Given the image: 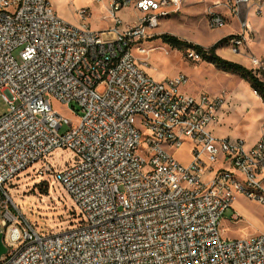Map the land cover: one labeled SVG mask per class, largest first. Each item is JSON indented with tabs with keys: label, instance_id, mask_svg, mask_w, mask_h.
<instances>
[{
	"label": "built area",
	"instance_id": "obj_1",
	"mask_svg": "<svg viewBox=\"0 0 264 264\" xmlns=\"http://www.w3.org/2000/svg\"><path fill=\"white\" fill-rule=\"evenodd\" d=\"M94 1L106 4L107 30L90 29L88 9L79 29L51 0H0V264H264V234L226 240L220 230L238 197L264 206V133L249 147L215 138L226 91L185 94L186 75L156 81L133 54L182 0ZM250 1L224 3L238 16ZM129 8L140 17L124 29L119 13ZM225 24L210 14L209 29ZM249 39L244 23L227 45L242 55ZM52 101L72 106L75 123ZM188 142L183 165L170 152ZM60 149L75 158L53 166ZM37 163L35 175L63 188L81 224L41 234L10 202V185Z\"/></svg>",
	"mask_w": 264,
	"mask_h": 264
},
{
	"label": "rangeland",
	"instance_id": "obj_2",
	"mask_svg": "<svg viewBox=\"0 0 264 264\" xmlns=\"http://www.w3.org/2000/svg\"><path fill=\"white\" fill-rule=\"evenodd\" d=\"M226 0H182L179 11L168 19L161 22L150 35V38L142 44L147 55L133 51L139 64L144 68L147 75L156 81L172 78L179 73L187 76L188 82L182 87V91L189 95L199 93L202 90L209 94H220L227 89V101L219 112L221 123L212 132L217 139L222 136H231L234 140L240 139L247 144L254 142L259 134L264 133V104L261 98L251 88L250 84L240 76L216 72L206 68H197L202 62L188 57V52L173 50L167 44L156 38L168 34L205 49H209L223 39H228L241 32V24L247 23L250 39L247 44L248 51L242 55L231 53L227 44H222L217 50L232 57L238 63L249 70H253L256 76L264 81V0H251V5L242 7L238 16L232 15L225 6ZM53 9L60 19L69 25L82 28L83 21L78 16V11L88 9L91 13L87 25L92 31H104L112 25L108 19L106 4L96 3L94 0H51ZM221 13L226 18L224 27L211 30L208 27V18L211 13ZM124 22L122 28L132 24L140 15L132 9H124L119 13ZM251 57L261 60V67L254 68ZM233 62V61H232ZM53 109L72 123L76 121L77 112H73L72 106H65L59 101H52ZM6 110L0 95V114ZM77 111V108H74ZM143 135H148L143 129ZM188 144H190L188 142ZM182 146L175 153V159L179 163L191 161V145ZM143 149L148 148L144 143ZM74 154L65 149L55 151L48 162L53 165H63L74 160ZM40 164H34L29 169L20 172L19 179L13 182L9 189L8 197L17 208L18 212L27 219L41 234H55L76 227L80 218L75 212L73 203L70 201L62 187L55 181L43 183L41 177L35 175ZM48 179L49 177H45ZM235 213L239 219L232 220ZM221 235L226 240H241L250 236L264 234V206L258 202L238 197L234 209L228 210L220 222Z\"/></svg>",
	"mask_w": 264,
	"mask_h": 264
},
{
	"label": "trees",
	"instance_id": "obj_3",
	"mask_svg": "<svg viewBox=\"0 0 264 264\" xmlns=\"http://www.w3.org/2000/svg\"><path fill=\"white\" fill-rule=\"evenodd\" d=\"M230 38H232V36L229 37L228 39H223L222 41L216 43L215 45H213L209 49H205L199 45H195V44H192V43H189L186 41H182L179 38H177L176 36L168 35V34L161 35V36L157 37L156 39L161 40L162 43L167 44L173 50H176L179 52H188V53L194 52L195 54H197L199 56V58L202 62L212 64L219 71H222L224 73H229L232 75L240 76L242 79H244L246 82H248L250 84L251 88L261 98V100L264 104V81L260 80L256 76V74L254 73L253 70H249L246 67H244L238 63L229 61V60H227V59H225V58H223L217 54V50L220 48V46L222 44H228V41ZM18 179H16V180H18ZM41 181H43V183H45V184L47 182L51 183L49 180L41 179ZM12 184L10 185V188L12 187ZM68 198H69V196H68ZM70 201L72 202L71 199H70ZM73 206H74V204H73ZM74 208H75V212H71L70 215L75 216V214L77 213L78 217L80 218L79 224H81L83 222V218L80 215V213L77 211L75 206H74Z\"/></svg>",
	"mask_w": 264,
	"mask_h": 264
},
{
	"label": "crops",
	"instance_id": "obj_4",
	"mask_svg": "<svg viewBox=\"0 0 264 264\" xmlns=\"http://www.w3.org/2000/svg\"><path fill=\"white\" fill-rule=\"evenodd\" d=\"M251 5V1H250V3H249V5H244V6H242V7H247V6H250ZM106 11H107V7H106ZM112 25H110V26H108L107 28H110ZM264 55V52H259V55ZM219 55V54H218ZM219 56H221V57H223V58H225V59H227V60H229V61H235V60H233V58L232 57H229V56H225V55H223L221 52H220V55ZM199 67H197L198 69L199 68H206V69H210V70H215L216 72H219V70H217L212 64H209V63H206V62H201L199 65H198ZM180 74V73H179ZM181 74H183V73H181ZM178 75V74H177ZM176 75V76H177ZM175 77V76H174ZM182 91V90H181ZM223 91H228L227 89H224ZM183 92V91H182ZM202 92H204V93H207L206 91H204V90H202L201 92H199V93H194V94H190L191 96H197L198 94H200V93H202ZM184 93V92H183ZM186 94V93H185ZM209 94V93H208ZM188 95H189V93H188ZM212 95V94H211ZM215 95H218V94H215ZM216 128V127H215ZM215 128H213L212 129V131L214 132L215 131ZM260 135L261 134H259V136H258V138L254 141V142H252L251 144H249V146H253L257 141H258V139H259V137H260ZM220 138H230V139H233V137H231V136H229V135H227V136H222V137H220ZM186 144H188V143H185L184 145H186ZM183 145V146H184ZM189 146H190V144H188ZM178 151V150H177ZM176 151V152H177ZM174 156H175V153L173 154ZM191 161H188V162H185V163H182L183 165H188L189 163H190ZM237 204V199L235 200V202H234V204H233V209H234V205H236ZM232 216H233V214H232Z\"/></svg>",
	"mask_w": 264,
	"mask_h": 264
},
{
	"label": "water",
	"instance_id": "obj_5",
	"mask_svg": "<svg viewBox=\"0 0 264 264\" xmlns=\"http://www.w3.org/2000/svg\"><path fill=\"white\" fill-rule=\"evenodd\" d=\"M7 252V248L4 244V241H3V234L0 233V259L3 255H5Z\"/></svg>",
	"mask_w": 264,
	"mask_h": 264
},
{
	"label": "bare ground",
	"instance_id": "obj_6",
	"mask_svg": "<svg viewBox=\"0 0 264 264\" xmlns=\"http://www.w3.org/2000/svg\"><path fill=\"white\" fill-rule=\"evenodd\" d=\"M146 50V49H145ZM137 52H138V50H137ZM139 53V52H138ZM139 54H141V53H139ZM142 55H147V52L145 51L144 53H142Z\"/></svg>",
	"mask_w": 264,
	"mask_h": 264
}]
</instances>
